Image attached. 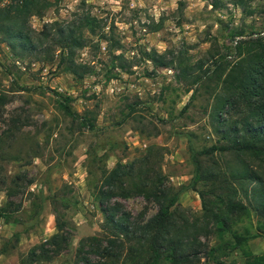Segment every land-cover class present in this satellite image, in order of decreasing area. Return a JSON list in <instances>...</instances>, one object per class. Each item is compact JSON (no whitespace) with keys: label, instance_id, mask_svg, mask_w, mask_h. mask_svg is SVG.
<instances>
[{"label":"rangeland","instance_id":"374dc122","mask_svg":"<svg viewBox=\"0 0 264 264\" xmlns=\"http://www.w3.org/2000/svg\"><path fill=\"white\" fill-rule=\"evenodd\" d=\"M21 5L22 0H0V141L9 143L3 151L7 159H0L5 180L0 205L11 200L18 218H0V264H81L82 255L89 254L96 262L98 256L87 252L98 241L88 239L105 242L91 194L103 170L152 147L167 183L185 186L192 176L190 148L218 143L216 128L223 119L237 120L247 102L258 101L245 96L242 75L254 66L256 78L264 72V0H35ZM85 16L92 24H85ZM67 26L83 43L72 55L75 64L89 67L80 77L61 59L67 54L59 30ZM18 28L27 38L25 49L2 40L5 29ZM152 50L168 65L148 60L145 53ZM57 96L92 127L65 113ZM250 164L256 168L257 161ZM112 200L132 219L145 220L155 211L141 195ZM56 212L66 222L68 243L47 258L26 259L31 247L55 232ZM172 220L184 230V239L199 243L190 264H244L241 252L229 248L228 232L220 239L205 235L201 227H213L202 217L194 190L179 193ZM255 226L253 214L238 213L231 229L246 227L252 233ZM216 245L222 248L208 252ZM248 248L264 254V235L250 239Z\"/></svg>","mask_w":264,"mask_h":264},{"label":"trees","instance_id":"16d2710c","mask_svg":"<svg viewBox=\"0 0 264 264\" xmlns=\"http://www.w3.org/2000/svg\"><path fill=\"white\" fill-rule=\"evenodd\" d=\"M34 1L22 0L20 8L34 4ZM85 24H92L86 16ZM59 32L60 39L66 41L63 48L67 56L61 58L67 61L65 69L80 77L82 73L89 71V67L85 64H75L72 55L75 47L83 45L82 40L80 37L79 40L74 37V28L71 26ZM5 33L2 40L9 47L18 45L25 49L22 47L26 46L28 41L20 28L5 29ZM260 50L264 52L263 44H260ZM145 55L155 65H168L162 55L154 50L146 52ZM258 73L257 67L254 66L251 71L247 70L242 75V89L247 92L245 96L257 97L258 101L247 102L242 116L237 120L230 122L223 119L224 123L216 128L220 139L218 143L200 150L190 148L192 176L185 186L174 187L167 183L158 165L160 157H157V152L152 147L146 148L126 163L116 162L113 167L101 172L99 184H94L91 196L102 215L100 229L105 244L101 246V240L89 237L88 240L98 242L89 245L87 253L97 255L100 260L92 262L90 254L82 255V258H79L81 264H158L160 261H166L168 264H190V256H194L198 251L195 247L197 241L194 237L184 239V230L176 229L172 220L178 195L185 189L197 193L202 217L211 221L213 229L206 230L205 225L201 227L205 235L212 232L220 239L228 232L229 248L241 252L244 264H264V254H253L248 248L250 239L264 235V98L260 88L264 72L260 74L259 79L255 77ZM20 89L24 87L20 86ZM57 102L65 113L73 118H80L58 96ZM80 119L87 128L92 127L88 121ZM8 146L7 140L0 141V159L5 158L3 151H6ZM201 157L207 159L206 164L202 163ZM254 160L257 161L256 168L250 164ZM221 162L224 164L223 168L219 165ZM200 183L202 187L198 188ZM3 184L5 180L0 176V187ZM10 191L6 190L7 195ZM132 195H141L145 201L151 202L155 206L154 213L145 220H142V217L132 219L119 202L112 200L116 196L128 198ZM12 205L11 200L0 205V218L4 221H18V218L12 215L16 211L11 208ZM238 213L253 214L256 218L255 232L251 233L246 227L241 231L231 229L233 219ZM65 225L63 217L56 212L55 232L43 243L31 247L25 258H47L49 252L60 251L69 240ZM221 248L216 245L210 247L208 252ZM21 264H24V261H21Z\"/></svg>","mask_w":264,"mask_h":264}]
</instances>
